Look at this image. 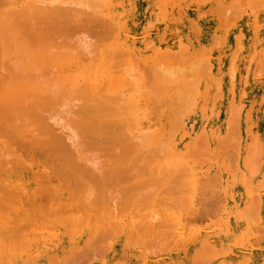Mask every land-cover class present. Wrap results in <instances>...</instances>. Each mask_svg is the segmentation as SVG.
<instances>
[{
	"label": "bare ground",
	"instance_id": "1",
	"mask_svg": "<svg viewBox=\"0 0 264 264\" xmlns=\"http://www.w3.org/2000/svg\"><path fill=\"white\" fill-rule=\"evenodd\" d=\"M0 101V264H264V0H0Z\"/></svg>",
	"mask_w": 264,
	"mask_h": 264
},
{
	"label": "rangeland",
	"instance_id": "2",
	"mask_svg": "<svg viewBox=\"0 0 264 264\" xmlns=\"http://www.w3.org/2000/svg\"><path fill=\"white\" fill-rule=\"evenodd\" d=\"M54 21H55V20H54ZM54 21H52V23L50 22L49 25H50L52 28L55 29L56 23H57L58 21H57V22H56V21L54 22ZM59 21H60V20H59ZM64 21H65V19H61V21L59 22L60 27H57V26H56V29L54 30L55 33H56V32H59V31L62 32V31L65 30L66 26H65V22H64ZM63 22H64V26L62 25ZM53 23H54V24H53ZM57 25H58V24H57ZM61 25H62V26H61ZM53 26H54V27H53ZM62 27H63V28H62ZM61 28H62V29H61ZM57 29H58V30H57ZM60 29H61V30H60ZM70 30H71V29H70ZM73 33H75V32H73ZM73 33H72V34H73ZM57 34H58V33H56V35H53L54 38H55V36H56L57 41H58L60 38H61V39H60L61 42H62L63 38H64L63 41H65V37H66L67 35H68V38L66 37V39H69V40H70V38H69V37H70V35H69L70 33H66V32H64V35L66 34L65 36L63 35V32H62V33H59L58 35H57ZM74 35H75V34H74ZM59 36H60V37H59ZM57 37H59V38H57ZM60 40H59V42H60ZM69 40H68V41H69ZM66 42H67V40H66L64 43H66ZM62 43H63V42H62ZM2 105H4V104H2V101H0V111L3 110V108H2L3 106H2ZM1 106H2V107H1ZM1 114H2V113L0 112V123L2 122V123L0 124V128H1V126H2V128H3L4 125H6V124H5V123H6V122H5L6 119H5V115H2V116H1ZM4 114H5V113H4ZM3 122H5V123H3ZM3 124H4V125H3ZM6 126H7V125H6ZM4 129H5V128H4ZM1 132H2V131H0V133H1ZM21 151H22V152H25V151H23V150H21ZM32 163H34V164H32V165L34 166V165H35V160L32 161Z\"/></svg>",
	"mask_w": 264,
	"mask_h": 264
}]
</instances>
